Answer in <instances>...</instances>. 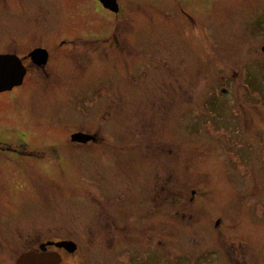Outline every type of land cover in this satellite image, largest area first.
Masks as SVG:
<instances>
[{
    "label": "rangeland",
    "instance_id": "1",
    "mask_svg": "<svg viewBox=\"0 0 264 264\" xmlns=\"http://www.w3.org/2000/svg\"><path fill=\"white\" fill-rule=\"evenodd\" d=\"M10 1L19 9L17 0ZM21 1L20 8L32 2L39 6L37 14H30L36 29L50 23V9L51 16L61 13L55 0ZM119 1L136 23L129 69L133 96L90 94L104 84L110 87L109 78L103 77L88 79L86 86L64 96L0 95V141L16 148L7 155L29 170L35 157L19 143L27 124L36 120L39 125L31 139L40 147L50 135L68 137L70 130H82L74 124L75 112H87L77 116L98 121L88 130L98 142L105 136L120 138L118 148L126 150L125 159L133 157L131 151L150 155L152 172L126 164V177L119 178L135 190L125 193V199L131 195L143 200L144 191H150L146 228L136 225L142 234L135 231L134 237L117 233L112 213L123 211L117 214V202L95 205L86 194L91 184L77 183L88 168L116 179L114 168L98 166L99 150L93 144L82 150L69 145L64 156L45 158L46 165L51 161V184L34 178L37 200H28L10 175L7 214L0 213L3 232L17 244L20 236L24 243L33 239L32 233L40 239L47 233H66L92 264H264V0ZM80 2L61 0L64 17L55 22L66 32L56 33V40L82 29ZM8 3L0 0V52L12 40L13 50L17 46L23 54L30 44L13 38L32 29L30 12H15ZM39 84L48 89L51 82L43 79ZM222 89L227 92L222 94ZM67 123L66 128L58 125ZM25 141L32 143L28 136ZM64 161L76 181L67 182L58 172ZM117 185L116 191L124 190L121 182ZM53 186L71 187L78 202L57 203ZM134 211L139 216L141 209ZM26 244L24 250L30 248Z\"/></svg>",
    "mask_w": 264,
    "mask_h": 264
},
{
    "label": "flooded vegetation",
    "instance_id": "2",
    "mask_svg": "<svg viewBox=\"0 0 264 264\" xmlns=\"http://www.w3.org/2000/svg\"><path fill=\"white\" fill-rule=\"evenodd\" d=\"M10 4V0H7ZM59 3L61 7V13L58 15L51 16V9L48 11L50 23H46L44 27H40V29L33 28L31 26L32 18L34 16H30V14H37L39 6L35 3H31L30 6L26 8H20V5L23 6L21 0H17V4L19 9L15 8L12 4L9 6L15 12L24 10L30 12L28 14V19L30 20V27L32 29L18 32V39H14L13 41H18L19 43L30 44V47L22 54L19 51L17 46H11L12 40L9 41V44L3 49V52L0 54H10L15 55L21 61L22 66L25 69V75L23 78V82L20 86L14 87L12 90H7L5 92L0 93V95H7L13 93H21L26 94L28 96H33L35 93L44 92L51 95H59L64 96L69 93L75 91L77 87L86 86L83 83L88 79L94 80L97 79H106L110 80V87L104 84L103 86L97 87L96 89H91L90 94H94L98 96V93L105 91V94L101 97L107 95L106 97L115 98L120 94L125 96H133L134 92L131 89L130 81H132V76L129 74V69L131 63L132 55L134 54L135 45L132 40L134 34V28L136 23L132 19V16L128 13V10L125 6L119 1H114L113 8L117 7V10L114 11L113 8H110L108 5V0H81L79 4L80 8V17L84 20V25L79 26L82 29L74 30V32L69 35L71 37H65L64 39L56 40V33L62 34L65 33V26H58L56 21V17H64V10L61 5V0H55ZM102 13H99V11ZM105 13V15H104ZM63 20V18H62ZM81 20V22H83ZM62 25V24H60ZM85 32V33H83ZM67 36V35H66ZM41 49L44 51L45 58L35 60L31 55L35 50ZM103 77V78H102ZM48 79V82H51L49 85L50 88L40 86L39 82ZM80 83V84H79ZM105 88V89H103ZM18 91V92H17ZM161 91V90H160ZM35 96V95H34ZM161 96H165L164 90L161 91ZM99 98L98 101H103V98ZM31 103V99L29 101ZM98 106H102L99 104ZM76 119H74V124L77 127H80L82 130H70L68 137H51L48 136L42 141V145L39 147L36 146L32 137L34 138L36 133L35 130L39 125L36 120L30 122L29 130L25 131L20 135L19 142L21 145H25L27 151L35 157L32 161H30L31 169L27 170V168H21L10 156L7 155L8 151H12L11 153L16 152V148L12 145H8L5 142L0 141V167H9L10 169H0V213L7 214L5 212V186L9 185L8 177L12 175V181H16L17 185L20 186L21 189L27 192L28 200H37L36 186L35 181L36 178L41 177L47 179L51 184V161L45 163V158L51 159V155L59 153L64 156L66 150H68L69 145L76 150H82L91 148L90 145L96 144V148L99 150L97 154L100 164L98 162V166H102L104 168H114L115 169V178L112 176L107 177L103 175L104 173L100 170H86L88 175L83 176L81 179H78L79 184L88 185L91 184V190L87 191V197L90 198L91 202L95 205H99L101 202H109L114 201L117 202V206L113 208L116 210L117 214L119 209L123 210L119 212L118 216L114 213L113 216L115 219L117 217V221H113L115 226V230L117 233H123L127 231L131 236L135 235L136 225H143V229L146 228L145 220L149 216V208L151 207L150 198H147L150 191L147 193H143V200H136L134 196H129L125 199V193H132L135 191L132 186H128V181L119 180L120 177L122 179L126 177L124 173V168L126 164L141 167L142 171L152 172L151 168V159L148 154L151 151L149 148L150 144L146 143L144 150H146V154L138 156V154L134 151H131L133 157L125 159L124 154L126 150L118 148L120 138L117 137H109L105 136L101 138V141H97V136L89 132V129H93L92 123L98 122L96 121H85L84 118L80 119L77 115L80 113L75 112ZM87 112L83 113L86 116ZM29 121V120H28ZM85 122L86 125H80ZM67 123L58 124L63 127H68ZM115 124V123H114ZM117 124V123H116ZM48 125L51 126V121H48ZM78 129V128H77ZM24 131V130H22ZM29 132V135L27 134ZM103 132V131H102ZM76 133H83L91 138L89 141H73L72 136ZM51 134V132H50ZM107 134V133H106ZM26 136L32 141V143L26 142ZM32 136V137H31ZM110 140V142H108ZM122 142V141H121ZM112 145V150L103 148V145ZM62 145V149L59 152L58 147ZM58 146V147H57ZM94 146V145H93ZM95 148V149H96ZM95 149L92 151L95 153ZM141 150V148H140ZM144 160V161H143ZM122 163V168L118 167ZM61 169H57L60 174H64L67 177V182L76 181L77 178L73 176L74 170H71L67 167L66 162H62ZM53 167V166H52ZM124 167V168H123ZM54 168V167H53ZM11 170V171H10ZM11 172V173H10ZM66 182V183H67ZM118 182L122 183L124 186V190L121 192L116 191ZM104 185H103V184ZM127 183V185H126ZM7 184V185H6ZM68 185V184H67ZM69 186V185H68ZM93 188V190H92ZM51 192L54 197L53 200L59 204H68L71 201H77L76 199H72L71 191H73L70 187V191L67 187L61 186H53L51 187ZM62 192V196H56V193ZM36 194V195H35ZM78 202V201H77ZM74 203V202H73ZM100 208V207H99ZM141 209V213L139 212V216L135 213V209ZM131 211V212H130ZM125 214H129L126 216ZM140 219V221H134L136 219ZM1 220V216H0ZM2 223H0V264H17L19 258L25 253H35V254H44L51 255V253H58L60 255V262L57 264H92V260L89 259V255L84 251H81V248H77L73 251L67 249H59L55 246H48L47 243L51 241L58 240L61 241H74L73 238H70L66 233L63 234H54L47 233L45 235V239H40L41 236L39 233H32L34 235L33 239H27L26 243L30 244V248L25 249V244L22 236H20V240L18 244L14 242L12 239L8 237V235L3 232ZM56 223H52L54 225ZM134 226V227H129ZM101 227V224H100ZM129 227V228H128ZM139 232V231H136ZM147 232V231H146ZM142 234V233H138ZM31 235V234H30ZM35 237H37V243H35ZM35 239V240H34ZM30 243H29V242ZM28 244H26L28 246ZM41 245H46V248L40 249ZM76 261V263H75ZM47 263V260L43 261ZM95 264V263H94Z\"/></svg>",
    "mask_w": 264,
    "mask_h": 264
},
{
    "label": "water",
    "instance_id": "3",
    "mask_svg": "<svg viewBox=\"0 0 264 264\" xmlns=\"http://www.w3.org/2000/svg\"><path fill=\"white\" fill-rule=\"evenodd\" d=\"M114 1L108 0V5L110 8H113ZM113 10H117L113 8ZM264 51V47L262 48ZM35 60H41L45 58L44 51L41 49L35 50L31 55ZM25 75V69L21 64L19 58L15 55L10 54H0V93L12 90L16 86H20L23 82ZM226 89H222V93H226ZM91 137L83 133H76L72 136L73 141H89ZM48 245H53L57 248H65L67 250L73 251L77 249V245L71 241L63 242H50ZM41 248H46V245H42ZM47 260V263L43 261ZM60 262V256L57 253H51V255L44 254H35V253H26L23 254L17 264H57Z\"/></svg>",
    "mask_w": 264,
    "mask_h": 264
}]
</instances>
